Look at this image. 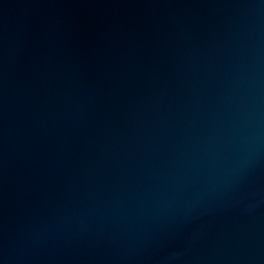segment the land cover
Listing matches in <instances>:
<instances>
[{
	"label": "water",
	"instance_id": "water-1",
	"mask_svg": "<svg viewBox=\"0 0 264 264\" xmlns=\"http://www.w3.org/2000/svg\"><path fill=\"white\" fill-rule=\"evenodd\" d=\"M0 264H264V0H0Z\"/></svg>",
	"mask_w": 264,
	"mask_h": 264
}]
</instances>
